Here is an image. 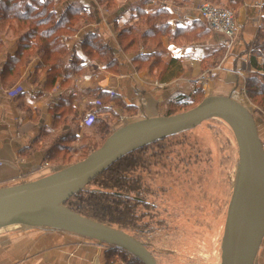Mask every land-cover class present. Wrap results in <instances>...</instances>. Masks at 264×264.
Instances as JSON below:
<instances>
[{
    "label": "crops",
    "instance_id": "1",
    "mask_svg": "<svg viewBox=\"0 0 264 264\" xmlns=\"http://www.w3.org/2000/svg\"><path fill=\"white\" fill-rule=\"evenodd\" d=\"M204 0H55L54 12L74 4L93 12L95 21L81 33L66 39L69 51L81 58L80 72L52 79L35 56L19 68L16 81L5 86L3 64L16 49V38L5 34L6 45L0 55V187L32 181L61 170L47 158L46 150L72 133L71 147L81 145L83 120L92 112L89 102L95 98L91 88L116 93L126 105L137 108V118L166 115L173 101L191 95L199 86L205 96L234 95L244 87L253 71L247 50L264 22V0H242L234 11L238 28L234 48L221 67L205 68L204 60L219 50L225 37L211 33L202 42L177 43L179 30L203 24L199 7ZM115 6L110 8V6ZM141 10L153 14L158 24L168 27L160 37L161 48L140 44L133 52L125 51L113 25L118 28L137 23ZM146 25L143 29H148ZM94 30L102 43L111 48L116 70L92 59L81 44L83 33ZM224 56V55H223ZM147 59V61L144 60ZM238 89H237V86ZM235 96V95H234ZM61 97H72L78 119L55 127V109ZM112 245L66 229L45 225L15 223L0 227V264H109L107 250ZM254 264H264V239Z\"/></svg>",
    "mask_w": 264,
    "mask_h": 264
},
{
    "label": "trees",
    "instance_id": "2",
    "mask_svg": "<svg viewBox=\"0 0 264 264\" xmlns=\"http://www.w3.org/2000/svg\"><path fill=\"white\" fill-rule=\"evenodd\" d=\"M32 1L38 2L40 8H35L27 0H0V55L6 45L5 34L16 38V49L14 53L6 55L3 64L1 75L5 86L13 84L18 77L19 68L36 55L41 58L39 65L46 68L52 79L57 76H67L71 72H80L81 69V58L74 50L69 51L66 39L81 33L85 25L94 22V13L83 6L65 4L62 12L57 15L54 12L55 0ZM228 1L233 12L242 3V0ZM114 7L110 6V8ZM154 17L153 14L141 10L137 23L120 29L116 24L113 25L114 32L125 51H136L140 44L155 51L161 48L160 37L169 32L166 30L168 26L158 24ZM201 21L203 24L200 22L196 27L179 30L178 36L174 38L175 41L191 43L207 40L214 31L202 18ZM146 25L149 27L144 30ZM80 41L85 52L92 59L107 64L110 70H116L117 63L111 48L101 42L96 31L83 33ZM226 48L225 39L223 46L204 60L205 68L216 67L225 54ZM247 50L250 52L249 60L254 70L247 75L246 94L257 104L264 121V61L258 60V57L264 58V22ZM144 60L147 61L146 58ZM89 93L95 98V102H89L92 107L90 115L94 116L92 122L94 130H89L83 136L85 141L82 139L78 148L71 147L73 136L70 133L62 141L56 142L46 150L47 158L60 165V169L85 159L116 130L107 121L105 115L109 112L110 103L123 100L116 93L96 87L91 88ZM204 98L205 93L199 86L193 94L177 97L166 115L189 110ZM127 107L135 110L131 115H137L135 106L127 105ZM70 117L72 121L78 119V113L72 106V97H61L55 109L53 124L55 127H60L67 123ZM138 119L141 118L136 117L134 121ZM191 129L158 139L125 154L64 204L83 216L127 232L146 231L147 225L157 218L155 214H151L156 211L157 198L165 195L167 191L166 171L170 170L171 166L178 169L182 162H188L185 151L181 150V141L174 138ZM175 158H178L176 163L172 162ZM160 178H162L161 182H159ZM155 185L160 186L155 188ZM158 222L160 223V220ZM118 253L126 254L120 258L123 260L129 255V252L122 248L109 247L106 255L107 262L113 264L117 261L113 257ZM131 257L133 260H130V264H143L136 256L131 254Z\"/></svg>",
    "mask_w": 264,
    "mask_h": 264
},
{
    "label": "water",
    "instance_id": "3",
    "mask_svg": "<svg viewBox=\"0 0 264 264\" xmlns=\"http://www.w3.org/2000/svg\"><path fill=\"white\" fill-rule=\"evenodd\" d=\"M215 116L230 124L239 148L221 263L254 264L264 239V145L253 112L234 95H207L189 110L132 121L116 129L85 159L32 181L0 187V227L26 223L66 229L122 248L143 264H158L136 237L83 216L64 202L125 154Z\"/></svg>",
    "mask_w": 264,
    "mask_h": 264
},
{
    "label": "rangeland",
    "instance_id": "4",
    "mask_svg": "<svg viewBox=\"0 0 264 264\" xmlns=\"http://www.w3.org/2000/svg\"><path fill=\"white\" fill-rule=\"evenodd\" d=\"M27 2L35 8H40L38 2ZM204 2H213L231 10L228 0ZM225 57L224 54L221 61H224ZM258 60L263 62L264 58L258 57ZM218 66L221 67L218 64L213 67V71ZM250 72L253 71H249L247 75ZM245 82L246 79L244 87L234 95L253 112L264 145L263 117L257 104L247 96ZM108 108L109 112L105 117L114 129L134 121L137 117L131 115L135 110L129 109L123 101L112 102ZM92 128L91 124L84 126L81 143L83 136L89 130H94ZM174 139L181 141V150L185 151L190 163L182 162L178 169L171 166V169L166 171L167 191L165 195L157 198L156 211L151 213L157 218L147 225L146 231L128 233L148 246L158 264H220L227 210L239 163L235 133L224 118L215 116ZM177 160L178 158L172 159V162L176 163ZM161 181L162 178L159 179V182ZM122 255L124 254L115 255L113 258L117 261L113 264H130V260H133L130 253L125 259L127 262L120 259L123 258Z\"/></svg>",
    "mask_w": 264,
    "mask_h": 264
},
{
    "label": "built area",
    "instance_id": "5",
    "mask_svg": "<svg viewBox=\"0 0 264 264\" xmlns=\"http://www.w3.org/2000/svg\"><path fill=\"white\" fill-rule=\"evenodd\" d=\"M199 12L200 17L212 31L225 37L227 54H229L236 44L238 34L233 11L213 2H203L199 7ZM215 74V71L211 72L212 76ZM93 120L94 116L89 114L82 124L92 125Z\"/></svg>",
    "mask_w": 264,
    "mask_h": 264
},
{
    "label": "bare ground",
    "instance_id": "6",
    "mask_svg": "<svg viewBox=\"0 0 264 264\" xmlns=\"http://www.w3.org/2000/svg\"><path fill=\"white\" fill-rule=\"evenodd\" d=\"M220 264H222V263H220Z\"/></svg>",
    "mask_w": 264,
    "mask_h": 264
}]
</instances>
